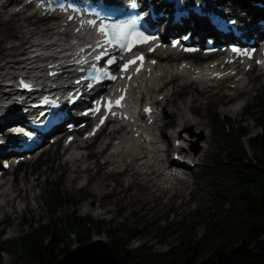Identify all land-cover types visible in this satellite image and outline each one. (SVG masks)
<instances>
[{
    "label": "rangeland",
    "instance_id": "374dc122",
    "mask_svg": "<svg viewBox=\"0 0 264 264\" xmlns=\"http://www.w3.org/2000/svg\"><path fill=\"white\" fill-rule=\"evenodd\" d=\"M231 1L248 4L246 0ZM11 9L7 7L0 11V72L3 58L18 57V51L9 52L7 45L19 42L18 36L22 29H19L18 24L23 23L22 17L29 12L12 15ZM31 20H37V17L31 16ZM44 24L49 23L41 20L36 26ZM187 58L200 63L207 61H202L199 55ZM186 84L187 80L176 75L164 88L165 92L168 91L167 102L161 110L160 119L153 124V131L158 135L157 140L163 149L156 158L136 161L127 155L117 158L112 156L114 145L111 143L101 152L108 138L112 142L124 134L115 135V125L111 124L85 148L71 146L64 149L60 145H53L38 161H26L19 171L15 169L7 172L0 179V182L4 180L2 191L6 192L4 199L8 200V205L5 209L9 212L5 215L0 213L3 238L10 239L19 235L28 229L30 223L36 225L38 222H46L50 202L56 193H60L66 200L58 214L77 209V213L82 216L125 221L127 226L137 232L128 245L130 248L146 244L163 252L179 241L184 225H192L194 231L201 234L202 222L212 212V188L222 185V180L219 181L217 175H209L208 169L214 159L223 155V132L231 128L227 125L225 130L220 128L214 119L221 122L226 118L231 121L240 120L250 129L249 136L258 133L260 130L254 126L252 117L244 116L242 107L237 106L245 103L254 105L259 102V98L264 99V71L248 72L243 83L238 84L239 89H229L230 82L210 89L198 85L192 88ZM181 89L183 94L177 96L176 92ZM241 89L245 91L237 95ZM223 90L230 92L231 96L241 97L239 104L226 102ZM173 91L174 94H171ZM190 109L193 122L198 120L200 124L191 126L190 130L195 136L193 141L185 143L183 153L186 157H192L197 164L191 169L181 168L183 180L174 179L162 183L156 165H165L170 160L168 150L172 146L174 131L178 128V118L183 110ZM163 124L170 127H162ZM81 153L89 154L86 169L82 158L72 160V156ZM0 202H3L2 198ZM95 237L106 240L104 234ZM5 259L8 261L9 257L5 255Z\"/></svg>",
    "mask_w": 264,
    "mask_h": 264
},
{
    "label": "trees",
    "instance_id": "16d2710c",
    "mask_svg": "<svg viewBox=\"0 0 264 264\" xmlns=\"http://www.w3.org/2000/svg\"><path fill=\"white\" fill-rule=\"evenodd\" d=\"M256 108L243 113L260 130L252 136L243 121L226 119L231 128L223 132L224 153L208 169L222 185L212 188V212L201 234L184 225L179 241L163 252L146 244L130 248L137 232L125 221L94 219L77 209L58 214L66 200L56 193L46 222L30 223L10 239L0 232V264H53L70 249L71 233L78 244L90 241L93 233L104 234L123 264H264V100ZM3 252L11 256L9 262Z\"/></svg>",
    "mask_w": 264,
    "mask_h": 264
},
{
    "label": "bare ground",
    "instance_id": "6f19581e",
    "mask_svg": "<svg viewBox=\"0 0 264 264\" xmlns=\"http://www.w3.org/2000/svg\"><path fill=\"white\" fill-rule=\"evenodd\" d=\"M15 0H10V2H13ZM215 3H221L222 0H214ZM8 5L4 3V0H0V11L4 10ZM227 9H230L228 5L226 4ZM11 13H13V9H11ZM34 13L33 9H30V13L25 14L22 17L23 23L18 24L19 29H22L20 31V35L18 36V43L15 44H9L7 45V50L11 52L12 50L18 51V57L15 56H8V58H3L4 62L2 64L1 72H0V87L3 83L4 88H9L7 85V81L11 79V76L14 72H25L29 75H36L38 79H40L44 73L43 67L51 61H48V57L52 55L57 50L61 49L60 53H67L69 51V45L74 44L78 39L84 37V35H77V36H68V28L63 27V24L61 21L52 22L50 24H44L41 27H37L36 23L41 21V19H37L32 21L31 15ZM179 28V27H178ZM178 28H174V31H178ZM63 29V30H62ZM71 31V30H70ZM16 35V34H14ZM13 35V36H14ZM12 38V36L10 37ZM1 41V39H0ZM39 52L40 55L35 56L34 54L36 52ZM173 56L178 57V54L175 51H171ZM159 53H163V51H159ZM59 59V58H58ZM61 61V59H59ZM56 61V60H54ZM157 69L155 70V75L153 77H139L136 79L137 85L133 86L131 90V96L133 97V101L135 103L139 102V99H142L144 97V91L146 93H149L150 88L154 91L159 83L163 84L162 77L165 79H168L169 77H173L175 72L180 73V76L187 80V86H191L192 88H195V84L201 85L205 83V76L207 74V68L201 67L197 72L190 71V70H179V67L176 65V67H173L171 63H166L165 65H162V61H159ZM66 71L63 72V76H67ZM235 75L234 77H236ZM244 76V74H242ZM238 81H233L234 83H239L241 80H243V77ZM63 83V82H61ZM245 89H242L239 91V94L241 92H244ZM183 90H179L176 92L177 96H181L183 94ZM168 91L163 93L164 100L167 98ZM171 94H174V91L171 92ZM149 100H153L154 104L156 105L158 111L159 108L162 107L163 99H158V93L156 96L150 95L148 97ZM1 106V104H0ZM193 108V107H191ZM1 109V107H0ZM137 107L134 106L131 113L132 116H135L137 114ZM234 108H231V110ZM236 109V108H235ZM237 110V109H236ZM191 109L183 110L181 112V115L178 118L179 124L176 131H174V139L178 140L179 142H182L185 144L186 142L193 141V137L195 134H192L191 126L200 124L198 120L193 122L191 117ZM235 112V111H234ZM140 120H137V122ZM133 124L130 125L132 127ZM149 128V127H148ZM146 137L151 138L150 142H140L139 138H133L132 134L134 131H130V135L126 132L124 134V137L117 143L115 146H113V153L112 156H117V158H120L122 155L131 156L132 161H136L138 159H152L153 157H158L159 153L163 152L161 149V142L158 139V136L156 133L153 132V130L148 131V129H145L144 131H141ZM174 140V141H175ZM141 149V152H137V150ZM80 157L77 155L72 156L73 161L79 160ZM154 165V164H153ZM181 172L172 167L163 168L160 170L159 168V180L162 183H168L171 182L174 179H181L179 177V174ZM72 179H70L71 181ZM5 193L0 192V198L4 197ZM3 202H0V213L3 215L9 214V212L5 209V207L8 205V200H2Z\"/></svg>",
    "mask_w": 264,
    "mask_h": 264
},
{
    "label": "water",
    "instance_id": "95a60500",
    "mask_svg": "<svg viewBox=\"0 0 264 264\" xmlns=\"http://www.w3.org/2000/svg\"><path fill=\"white\" fill-rule=\"evenodd\" d=\"M54 264H123L109 244L97 239L80 244L65 253Z\"/></svg>",
    "mask_w": 264,
    "mask_h": 264
},
{
    "label": "snow or ice",
    "instance_id": "6c2138e0",
    "mask_svg": "<svg viewBox=\"0 0 264 264\" xmlns=\"http://www.w3.org/2000/svg\"><path fill=\"white\" fill-rule=\"evenodd\" d=\"M100 31L103 32L104 29L101 28ZM138 38H140V39H142V40H144V41H146V40L148 39L147 37H138ZM107 42H108V43H111V41H107ZM127 50H129V51L131 50V45L128 46ZM96 59L99 60V59H101V57H100V56H97ZM137 60H142V57H136L135 59L128 61V62L123 66L122 71H126V70L128 69V67H129L130 65L136 63ZM112 62H113L112 60H109V61H108V63H112ZM138 70H139V69H138ZM112 78L115 79V77H112ZM122 99H123V96L120 97V100H122ZM120 100H117V101L115 102L116 106H119V104H120ZM110 105H111V102H110ZM101 123H103V120L101 121Z\"/></svg>",
    "mask_w": 264,
    "mask_h": 264
}]
</instances>
